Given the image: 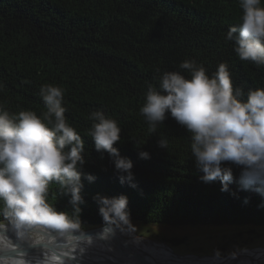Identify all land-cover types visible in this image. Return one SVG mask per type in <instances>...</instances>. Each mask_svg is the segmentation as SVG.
Returning a JSON list of instances; mask_svg holds the SVG:
<instances>
[{
  "label": "trees",
  "instance_id": "obj_1",
  "mask_svg": "<svg viewBox=\"0 0 264 264\" xmlns=\"http://www.w3.org/2000/svg\"><path fill=\"white\" fill-rule=\"evenodd\" d=\"M241 14L239 0H0V103L10 112L40 115L46 111L41 85H59L65 116L84 140L83 172L95 181L82 178L81 213L55 182L47 194L57 212L77 223L75 229L107 224L93 199L98 193L126 195L132 223L264 228V197L236 183L222 192L219 181L202 182L191 134L171 117L150 133L139 114L154 76L180 71L190 78L179 68L184 60L202 64L210 76L226 62L234 88L245 93L264 87V66L241 61L225 38ZM98 109L119 122L121 139L114 147L133 162L136 187L120 182L108 154L96 152L87 135L88 115ZM162 136L166 149L157 145ZM139 151L151 158H139ZM232 167L238 177L240 169ZM0 222L9 221L0 214Z\"/></svg>",
  "mask_w": 264,
  "mask_h": 264
},
{
  "label": "clouds",
  "instance_id": "obj_2",
  "mask_svg": "<svg viewBox=\"0 0 264 264\" xmlns=\"http://www.w3.org/2000/svg\"><path fill=\"white\" fill-rule=\"evenodd\" d=\"M242 10L238 26L229 28L226 40L241 61L264 66V0H239ZM180 71H164L154 76L144 93L139 114L155 133L171 117L191 134L190 149L204 183L219 181L222 192L236 183L240 190L264 197V87L234 88L229 66L222 62L211 76L195 60H184ZM159 71V70H158ZM46 111L10 112L0 103V214L18 235L24 236L37 224L57 229H75L67 213L57 212L47 201L49 185L58 184L76 213L84 204L82 178L95 181L83 172L85 146L79 132L65 116V89L43 84L39 90ZM92 121L87 135L95 151L107 153L120 182L136 187L133 162L121 156L114 145L121 139L119 122L103 110L89 113ZM166 149L168 139L157 140ZM139 158L150 153L139 151ZM240 169L234 177L233 167ZM99 215L116 228H134L126 195L96 194ZM108 232L114 228L106 229Z\"/></svg>",
  "mask_w": 264,
  "mask_h": 264
},
{
  "label": "rangeland",
  "instance_id": "obj_3",
  "mask_svg": "<svg viewBox=\"0 0 264 264\" xmlns=\"http://www.w3.org/2000/svg\"><path fill=\"white\" fill-rule=\"evenodd\" d=\"M132 224L134 225V228H128L127 226H122L130 230L127 231L129 232V234L124 233L121 234V236H119L115 232H108L104 236H108L109 237L108 239H112L116 244H118L119 240L125 242L124 239H121L119 237H135L138 240L145 242L147 241L158 242V243L161 241L165 242L171 246L172 250H170L167 247L165 248L163 246H155V247L160 248L163 252L168 254L174 262L181 264H217V262H221L220 260H224V262H226L238 258L251 260L254 259V257H257L260 253L264 252L263 250H260V249H264V236L258 237L259 235L264 234V228L261 227L240 226V225L173 227V226H167L161 224H156V225H143L141 223H132ZM5 228H12V227L6 226L3 227L2 229ZM50 231L55 234L59 233L58 231H53V230ZM53 233H51L52 236ZM146 238H150L151 240ZM7 239L10 238L7 237ZM54 239H56L55 236ZM15 240L17 241L18 239ZM173 240L177 241V243H174ZM6 245L7 247L11 246V244L9 243H6ZM244 247L246 249H242ZM139 248L148 250L150 252H154V250L145 246H141ZM254 249H259V250L247 251ZM13 250L17 252V254L14 256L11 254V256H13L15 260H13V258L11 257L3 256V254L0 255V258L1 257L5 259L7 258L9 260L7 261V264H30L29 259L33 257V254L31 252L32 249L25 250L20 248L18 249L13 248ZM240 252L243 253L238 254ZM173 253L179 256H194L200 258H208V260L198 259V258H178L174 256ZM80 255L83 257H87L86 254H80ZM163 257L170 262V259L167 256L163 255ZM97 259L101 260L100 257ZM137 260L143 261V260H148V258L142 259V257L141 258L138 257ZM149 262L150 264H155L152 261ZM137 264H139L138 261ZM248 264H264V259H260L255 262H250Z\"/></svg>",
  "mask_w": 264,
  "mask_h": 264
},
{
  "label": "bare ground",
  "instance_id": "obj_4",
  "mask_svg": "<svg viewBox=\"0 0 264 264\" xmlns=\"http://www.w3.org/2000/svg\"><path fill=\"white\" fill-rule=\"evenodd\" d=\"M8 232L14 234L15 236L13 235L9 237V235L6 234ZM50 232L51 231H48L47 229L41 227H35L29 230V232L26 235L20 236L13 228L0 229V247L1 250L3 251L5 250V252H8L13 256L17 254V252L14 251L13 248L15 249L20 248L25 250L32 249L31 252L33 254V257L29 259L30 264H137L135 260L138 257L139 258L142 257V259L148 258V260L139 261V264H150L149 261H152L155 264H181L174 262L168 254L163 252L160 248L155 247V246H163L165 248L167 247L162 243H158V242H151V241L145 242L138 240L135 237H122L125 242L119 240L118 242L119 245H118L112 239H108L109 238L108 236H104L108 233V231L97 232L94 233L93 235H87L84 237H74L72 234L67 232H59L57 234L53 233L52 236L51 235L52 232L51 233ZM113 232L117 233L116 231ZM119 233L129 234V232L122 230H120ZM64 234H68V235L62 237V235ZM6 236L10 239H7ZM54 236L56 239H54ZM35 237H38L39 239ZM15 239L18 240L16 241ZM35 241L37 243L42 242L45 245L56 244L58 245L59 249L63 247L64 244L65 245L67 244L68 247L66 248L64 246L61 251L62 253H65L67 256L70 255L69 258H71L72 256L74 260L71 259L68 260L69 259L68 257H64L62 255H58L57 257L45 256L46 253L43 250L38 249V247L32 245L33 242ZM6 243L11 244V246L7 247ZM141 246L151 248L156 253L139 248ZM255 250H259V249L247 250V251H255ZM260 250L264 251V249H260ZM243 252H240L238 254H241ZM80 254H86L87 257H83ZM130 255H132L134 258L132 259ZM163 255L167 256L170 259V262L166 260L163 257ZM96 257L97 258L100 257L101 260L97 259ZM184 258H198V259L208 260V258H200L194 256H187ZM260 259H264V252L260 253L257 257H254V259L251 260L244 258L232 259L226 262H224V260H220L221 262H217V264H248L250 262H255ZM7 261H9L7 258L6 259L2 257L0 258V263L7 264ZM124 261L127 263H125Z\"/></svg>",
  "mask_w": 264,
  "mask_h": 264
},
{
  "label": "water",
  "instance_id": "obj_5",
  "mask_svg": "<svg viewBox=\"0 0 264 264\" xmlns=\"http://www.w3.org/2000/svg\"><path fill=\"white\" fill-rule=\"evenodd\" d=\"M6 226H9V227H11V225H10V223L9 222H0V229H2L3 227H6ZM35 227H41V228H44V229H47V230H49L50 231V229L49 228H47L46 226H44V225H35V226H33V228H35ZM109 227H112V228H114L115 229V231L117 232V235H119V236H121V234L119 233L120 232V230H121V228H116V226L115 225H109V224H105V225H101V226H96V227H94V228H90V229H86V230H78V229H62V230H59L58 232H67V233H70V234H72L74 237H84V236H87V235H93L94 233H97V232H103V231H106V229L107 228H109ZM123 230L122 231H130L129 229H126V228H122ZM53 233V232H52ZM7 235H9V236H13L14 234H12V233H6ZM12 234V235H11ZM15 236V235H14ZM119 238H121V239H123L122 237H119ZM142 238H145V237H142ZM146 239H149V240H151L150 238H146ZM153 241V240H152ZM32 242V241H31ZM36 242V241H35ZM33 242V246H36V247H38V249H41V250H43L46 254H45V256H55V257H57L58 255H62V256H64V257H70V255H66L65 253H62V248L65 246L66 248L68 247V245L66 244H64V246L63 247H61L60 249H59V247H58V245H56V244H47V245H45V244H43L42 242L40 243V242ZM159 243H162L163 245H165V246H167V248H169L170 250H172V248H171V246L169 245V244H167V243H165V242H159ZM0 253L1 254H3V256H8V257H11V258H13V256H11V254L10 253H8L7 254V252H4L3 250H1V248H0ZM175 256H177V257H181V258H184V257H187V256H179V255H176L175 253H173ZM130 257L133 259L134 257L132 256V255H130ZM72 259H74L72 256H71V260ZM13 260H15L14 258H13ZM68 260H70V258L68 259ZM137 261L139 262V260H135V262L137 263Z\"/></svg>",
  "mask_w": 264,
  "mask_h": 264
}]
</instances>
